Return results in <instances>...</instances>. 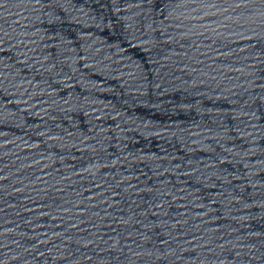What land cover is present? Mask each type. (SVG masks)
<instances>
[{
	"label": "water",
	"instance_id": "1",
	"mask_svg": "<svg viewBox=\"0 0 264 264\" xmlns=\"http://www.w3.org/2000/svg\"><path fill=\"white\" fill-rule=\"evenodd\" d=\"M0 264H264V0H0Z\"/></svg>",
	"mask_w": 264,
	"mask_h": 264
}]
</instances>
